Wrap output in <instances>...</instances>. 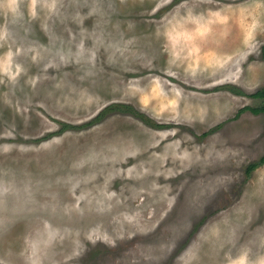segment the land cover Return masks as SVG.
Returning a JSON list of instances; mask_svg holds the SVG:
<instances>
[{
  "label": "rangeland",
  "instance_id": "1",
  "mask_svg": "<svg viewBox=\"0 0 264 264\" xmlns=\"http://www.w3.org/2000/svg\"><path fill=\"white\" fill-rule=\"evenodd\" d=\"M263 43L264 0H0V264H264Z\"/></svg>",
  "mask_w": 264,
  "mask_h": 264
},
{
  "label": "trees",
  "instance_id": "2",
  "mask_svg": "<svg viewBox=\"0 0 264 264\" xmlns=\"http://www.w3.org/2000/svg\"><path fill=\"white\" fill-rule=\"evenodd\" d=\"M262 52L264 54V43L262 45ZM253 96H256V97H259L262 99V104L259 105V106H255V107H249L250 110H252L253 112L255 113H258V112H264V86H262L261 88H259L256 92L252 93ZM114 103H112L113 105ZM115 105V104H114ZM122 105V104H121ZM120 105V106H121ZM109 106V105H108ZM117 107V106H116ZM140 112V111H139ZM138 115V114H137ZM142 115V114H141ZM144 118V120H146V116L142 115ZM148 119V118H147ZM163 125V124H162ZM161 125V126H162ZM160 126V125H159ZM261 161L264 162V154L262 155L261 157ZM249 169H253V167H249Z\"/></svg>",
  "mask_w": 264,
  "mask_h": 264
},
{
  "label": "clouds",
  "instance_id": "3",
  "mask_svg": "<svg viewBox=\"0 0 264 264\" xmlns=\"http://www.w3.org/2000/svg\"><path fill=\"white\" fill-rule=\"evenodd\" d=\"M15 3H16V0H11L12 5H15ZM33 4H35V0H33Z\"/></svg>",
  "mask_w": 264,
  "mask_h": 264
}]
</instances>
